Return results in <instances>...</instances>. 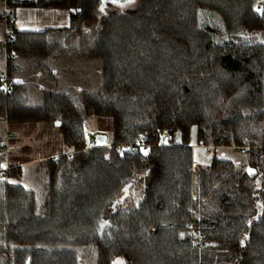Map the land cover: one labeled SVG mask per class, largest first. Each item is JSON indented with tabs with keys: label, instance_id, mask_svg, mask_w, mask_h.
Listing matches in <instances>:
<instances>
[{
	"label": "trees",
	"instance_id": "1",
	"mask_svg": "<svg viewBox=\"0 0 264 264\" xmlns=\"http://www.w3.org/2000/svg\"><path fill=\"white\" fill-rule=\"evenodd\" d=\"M12 1L8 34L0 4V121L61 120L71 152L40 163L44 200L21 166L0 178V264H264V0L24 2L69 11L68 27L41 31L15 28ZM67 52L99 63L101 91L62 82L28 104L26 70L44 76ZM93 115L112 119V137L88 149ZM193 127L198 144L245 163L223 153L197 169Z\"/></svg>",
	"mask_w": 264,
	"mask_h": 264
},
{
	"label": "rangeland",
	"instance_id": "2",
	"mask_svg": "<svg viewBox=\"0 0 264 264\" xmlns=\"http://www.w3.org/2000/svg\"><path fill=\"white\" fill-rule=\"evenodd\" d=\"M15 1H23L20 6H12L13 14L18 16V22L20 18L23 17L24 12H19L16 14L17 8H31L33 6H24L23 3L26 2H40L42 0H15ZM14 4V0L12 1ZM1 9L5 8L4 3L0 1ZM12 4V5H13ZM138 5V0L128 1L125 6V9L134 8ZM48 9V8H47ZM42 21H47L49 15H39L38 16ZM210 22H214L212 19H208ZM3 31L1 32V35ZM74 56L72 52H67V54L61 58V61L57 63L56 66H50L52 69L46 72V75L40 73L41 75H37L32 81L31 85L28 87V90L34 94L33 102L31 100H27L28 104L31 105H41L43 103L44 94L50 90V88L59 91L60 89L54 84H62L66 83L68 86H77L80 90L81 87L86 91L91 92H99L102 89V86L105 82V79L101 72V67L97 61H86L82 58H73ZM30 69V68H29ZM34 72H40L39 69H31ZM52 75V76H51ZM53 77V78H52ZM7 118V114L0 122V143L6 140V135H9V145L10 152L9 156L11 157V164L13 165L14 161L18 160H26L33 161L26 166L22 167L23 176L21 179V184L26 188L34 189L37 192V195L41 200H44L47 197L49 192L48 188V171L45 166H42L40 163L44 158L51 153L57 151V149L62 147V153H70L71 151L66 148V145L61 141V133L55 124V121L38 123L35 125L26 124L23 127L18 126H9L8 121L5 120ZM88 131L87 133L96 137L97 134H104L108 137V141H110L112 137V119L108 117H98L91 116L88 121ZM45 124H54L55 126L51 130H46L42 128L34 129V126H46ZM176 140H180V135L177 134L175 136ZM11 140V142H10ZM25 142V146L23 143ZM190 144L194 149L193 160L197 169L206 168L210 165L212 157L214 155H223L226 156L236 162H239L240 165L245 163V157L239 154L235 149L225 148L224 150L214 149L213 147H207L204 145H200L197 142V129L193 127L190 133ZM13 145V146H12ZM1 146V144H0ZM68 149V150H67ZM1 151V150H0ZM1 158H5L4 153L0 152ZM3 158V159H4ZM40 159V160H36ZM78 159H73L72 162H77ZM70 161V158L67 162ZM4 162V160H3ZM238 163V164H239ZM78 175V172L77 174ZM63 176H65L63 174ZM63 176L60 175L59 184L61 185ZM147 176L143 175L141 179L138 180L134 190L133 197L135 201L138 202L144 190V187L147 183ZM57 181V182H58Z\"/></svg>",
	"mask_w": 264,
	"mask_h": 264
},
{
	"label": "crops",
	"instance_id": "3",
	"mask_svg": "<svg viewBox=\"0 0 264 264\" xmlns=\"http://www.w3.org/2000/svg\"><path fill=\"white\" fill-rule=\"evenodd\" d=\"M19 12H24L25 14H23V17L20 18L19 22H18V16L16 17L15 15V28L18 30H24V31H41L44 30L46 28H54V27H58V28H66L69 26L70 24V13L67 9H62V8H41V7H31V8H17L16 10V14ZM39 15H49V18L47 21H42L38 16ZM31 71V68L26 70V81H24V83L27 84V95H28V100H31L33 102V98H34V94L31 93V91L28 90V87L31 85V81L37 76V75H41V71L40 72H34ZM52 76V75H51ZM53 78V77H52ZM24 80V79H23ZM59 89L60 86L57 83H54ZM33 97V98H32ZM1 123H3L2 121H0ZM27 124H38V123H27ZM26 124H21V125H15L18 127H23ZM46 126L42 127V126H34V129H38V128H42V129H46V130H51L55 125L54 124H45ZM58 127V126H57ZM62 137V135H61ZM61 141L63 142V138L61 139ZM11 142V140H10ZM64 143V142H63ZM23 145L25 146V142L23 143ZM13 146V145H12ZM10 145H9V150H10ZM67 148V147H66ZM68 150V149H67ZM11 153V152H10ZM64 153H62V147L57 149L56 152L51 153L50 155L44 157V158H40V159H46L49 157H59L61 155H63ZM11 156V155H10ZM9 156V161H11V157ZM40 159H36V160H40ZM35 161V160H33ZM33 161H26V160H18V161H14L13 165L14 166H21V168L23 166L28 165L29 163L33 162ZM41 161V160H40ZM11 164V162H10ZM12 165V164H11Z\"/></svg>",
	"mask_w": 264,
	"mask_h": 264
},
{
	"label": "built area",
	"instance_id": "4",
	"mask_svg": "<svg viewBox=\"0 0 264 264\" xmlns=\"http://www.w3.org/2000/svg\"><path fill=\"white\" fill-rule=\"evenodd\" d=\"M0 1L4 3V7H5L4 8V13L2 14V18H3V25L5 27V32H7V34H8L9 29H10V17H9V12H8L10 4H9V0H0ZM256 7H257V9H260L262 7V1L259 2ZM1 50H5L4 53H5V56L7 58H8V56H12V53H8L6 45L3 46V49H1ZM5 79H6V82L4 84V90L7 93H9L14 87V81L12 79H10L8 75L5 76ZM169 136L170 135L168 133H166V132L163 134L164 138H168ZM86 137L88 138V143H87V148L88 149L94 148L95 146H97V142H99V141L96 140L95 136L87 133ZM8 138H9V135L7 134L6 135V140L3 142V144H1V147H0L1 152L4 153V155H5V159H4V162H3L1 170H0V178L2 180H9L8 173H9V170H10V167H11V164H10V161H9V151L10 150H9V143H8L9 139ZM144 141H145L144 136L143 135H139L137 137L135 143H136L137 146H145L144 145ZM132 149H133V147H132ZM118 150L122 152L124 150V147L123 146H119ZM239 150H240V152H244L245 148L240 147Z\"/></svg>",
	"mask_w": 264,
	"mask_h": 264
},
{
	"label": "water",
	"instance_id": "5",
	"mask_svg": "<svg viewBox=\"0 0 264 264\" xmlns=\"http://www.w3.org/2000/svg\"><path fill=\"white\" fill-rule=\"evenodd\" d=\"M105 2V0H103ZM55 124L57 126H60L62 124L61 120H56ZM96 140L99 141L100 143L104 144L107 141V136L104 134H97L96 135ZM248 170H250V167L248 168ZM256 171L255 170H250L251 174H254Z\"/></svg>",
	"mask_w": 264,
	"mask_h": 264
}]
</instances>
